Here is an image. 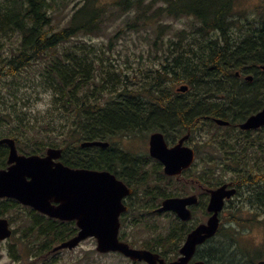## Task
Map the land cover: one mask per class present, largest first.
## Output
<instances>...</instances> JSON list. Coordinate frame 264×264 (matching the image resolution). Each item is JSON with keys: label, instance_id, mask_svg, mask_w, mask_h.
Returning <instances> with one entry per match:
<instances>
[{"label": "trees", "instance_id": "1", "mask_svg": "<svg viewBox=\"0 0 264 264\" xmlns=\"http://www.w3.org/2000/svg\"><path fill=\"white\" fill-rule=\"evenodd\" d=\"M243 1L0 0V81L16 78L50 50L64 46V52L50 57L39 70V76L34 77L38 79L36 83L54 91L53 104L61 113L58 119L63 128L61 136L49 141V133L44 132L49 123L41 122L39 126L34 123L33 127L29 122L27 128L12 134L19 149L27 154H44L49 146L61 147L62 159L69 166L107 169L122 178L140 176L146 184V173L127 175L120 169L139 170L146 167L148 158L123 150L112 139L145 137L160 130L168 140L175 141L190 131V140L201 137L194 147L198 159L206 161L205 167L197 163L190 170L195 183L210 188L230 183L241 197L228 201L238 203L231 206L238 214L230 218V228L221 226L218 231V236L224 235L229 241L214 237L198 250L197 257L208 264L246 263L245 259L237 258L239 252L232 248V242L237 246L239 227L264 216V127L242 131L238 124L264 105V0L249 12L240 6ZM72 3L66 24L54 29L55 14ZM167 17H187L190 23L166 37L167 26L163 27L159 21ZM119 19L123 22L114 29V35L110 34L109 45L123 33L135 32L151 42L148 53L154 57V66L126 72L111 58L106 59L101 48L83 41L66 46L80 34H101L109 21ZM246 74L254 75V80L246 81ZM15 84L0 85V89L7 87L6 93L12 98H7L5 110L0 107V136L11 135L5 128L11 125L12 117L17 116L19 122L25 118L24 111L18 108L19 88ZM182 84L188 86L186 92L177 90ZM214 117L231 125L220 126ZM29 126L36 134L30 132ZM53 126L57 129L55 123ZM92 140L110 144L81 145ZM155 172L164 180L163 173ZM143 194L145 197L156 194V187H147ZM146 204L142 198L135 209L144 212ZM14 207L23 206L12 199L1 201L0 215ZM28 209L26 218L31 223L24 226L22 236L34 256L45 259L46 255H53L55 245L78 232L74 221L61 222ZM258 222L264 224V220ZM170 224L168 233L163 230L152 233L142 245L173 260L178 258L181 244L194 226L177 217ZM126 225L145 226L148 231L151 227L142 219ZM263 255L260 250L248 262L257 264Z\"/></svg>", "mask_w": 264, "mask_h": 264}, {"label": "water", "instance_id": "2", "mask_svg": "<svg viewBox=\"0 0 264 264\" xmlns=\"http://www.w3.org/2000/svg\"><path fill=\"white\" fill-rule=\"evenodd\" d=\"M264 68V66H263ZM252 79V76H248ZM185 92L187 86L179 87ZM220 125H228L229 121L215 119ZM264 126V107L249 116L240 124L242 129H255ZM189 133L182 137L173 147H169L162 132H154L150 137V154L165 165L169 175L181 174L195 160V150L184 145ZM9 144L11 151L8 169L0 171V197H14L25 205L53 217L76 219L80 227L78 234L62 242L54 251L62 248H73L89 236L97 238V250L100 252L120 251L133 260L146 261L148 264H206L202 260L191 262L199 244L213 237L219 228V213L223 209L225 199L236 193L235 188L224 184L211 189L208 210L213 212L207 223L200 224L188 234L180 256L177 260L167 262L158 253L147 249L133 248L120 241L119 217L127 207L122 197L132 190L116 175L106 170L72 168L62 161V149L49 148L45 156L19 154L14 139H0ZM106 141H89L82 146H108ZM198 203L196 195L187 197H171L163 201L159 211H174L182 220L192 217L189 206ZM7 219H0V239L11 235ZM258 264H264V260Z\"/></svg>", "mask_w": 264, "mask_h": 264}, {"label": "rangeland", "instance_id": "3", "mask_svg": "<svg viewBox=\"0 0 264 264\" xmlns=\"http://www.w3.org/2000/svg\"><path fill=\"white\" fill-rule=\"evenodd\" d=\"M260 2V0H244L241 2L240 6L249 12V10H255L256 7L260 5ZM72 5L73 3L67 8L64 7L62 11L55 14L53 20L54 29H61L66 24L67 18L72 13ZM122 22V19H119L113 23H110L109 21L105 30L102 31L101 34H80L68 42L66 46H73L76 42L80 44L83 41L91 46H95L94 48H101L106 52V59L109 60L111 58V61L119 64L120 68L126 72L133 70L138 71L139 68L146 66H154V57L150 56L148 53L151 42H148L147 40L145 41L142 37H140L141 35H137L135 32L130 31L127 35H124L123 33L114 41L112 45H109L110 34L114 35L116 32L114 29L118 28ZM159 22L163 25V27L167 26L165 27V33L167 34V37L173 35L174 29L186 28V26L190 23V19L187 17H167L160 20ZM143 33L145 32L143 31ZM115 38L116 37H114L113 40ZM91 46L89 47L91 48ZM63 52V45L62 47L54 48L48 52L49 54H45L43 58L40 59V61L31 67H28L26 70H23L21 75L19 74V76L16 78H8L4 82L0 81V85H5L7 82L16 83L15 87L19 88L17 93V97L19 99L18 108L20 111H24L25 113V118L22 120V122H19L17 116L12 117L11 125L5 128L6 132L16 134L18 129L21 130L22 128H27V124L29 122L32 124V126L34 123L39 126L40 123L43 122L44 124L49 123L47 131L44 130V132H48L50 135L48 136L47 140H58V138H60V130L63 128L60 127V124L62 123L60 120H58L61 113L53 104L54 91L41 86L40 83H36L38 79H34V77L39 76V70L46 65V62L50 57L56 56V54ZM6 89L7 87L0 89V107L4 110L6 109L5 102L8 101L7 98H10V95L6 93ZM13 99L15 100L16 98ZM54 123L57 129L54 128ZM33 127L29 126V130L30 132L34 131L36 134V130ZM149 135L150 133H148V135L145 137L135 136L132 138L130 136L127 138L125 136H116L112 139V141L118 142L120 147L125 151L145 152L147 151L148 147ZM199 139H201V137L198 138V136H194V139H191V142L193 141L195 144V142H198ZM21 145L23 147L25 146L24 143H21ZM202 155L205 157V154L202 153ZM198 165L199 167H205L206 161L199 160ZM227 178L229 179L231 176L228 175ZM179 183L181 184V182ZM163 186L173 188L180 187L177 183H163ZM148 187H151L150 184H148ZM198 190V187L193 189L194 192ZM238 198H241L239 194L234 197L235 200ZM237 204V202L235 204H229V209L223 213V227H231L230 218L238 214L236 210L231 209V206ZM28 212L29 210L24 207L17 208L10 212V218H8H13V220L11 219L10 221L12 222V227L15 230V233L11 239L2 243L0 242V264H131V261L122 255L113 253H99L96 249L97 242L95 238H88L82 241L74 249H64L53 256L46 255L45 259L40 255L34 256V253L29 250L28 245L24 244L27 242V239L22 236L24 226L31 223V221L27 220L26 218ZM200 215H202V210H199L196 214L197 217ZM153 217L157 218L155 222L158 225H152L150 227V231H148V227L145 226L135 228L126 227V239H128L129 242L131 240L136 243L133 245L141 247L142 243L149 239L152 233L158 234L160 231L171 226L170 221L172 217L168 215ZM21 218H24V220L22 221ZM262 220H264V216L256 217V221L254 223H248L245 224L244 227H239L240 236L236 241L237 246L232 242V248L239 252L237 258L245 259L246 263L244 264H250L248 259L253 257L252 255L259 253L260 250L264 253V224L258 222ZM165 233H168V230H166ZM215 239H221L223 242L229 241V239H226L224 235H217ZM260 258L264 259V255ZM33 261L35 262L31 263Z\"/></svg>", "mask_w": 264, "mask_h": 264}, {"label": "flooded vegetation", "instance_id": "4", "mask_svg": "<svg viewBox=\"0 0 264 264\" xmlns=\"http://www.w3.org/2000/svg\"><path fill=\"white\" fill-rule=\"evenodd\" d=\"M4 136H6V135H2L1 137H4ZM132 137H135V136H132ZM177 139H178V137L176 138L175 141H173L171 139L168 140L166 137V140H167V143L169 146H173L174 144H176L178 142ZM190 144L192 147H194V144L192 142ZM0 147H1V149H0V152H1L0 170H2V169H5L9 166L8 158H9L10 148L6 144L0 145ZM4 150H6V151H4ZM5 152H6V154H5ZM128 152L135 153V155H142L143 158H148V163H147L146 167H143L139 170H133L130 168H125V167L120 169L121 172H124L127 175L131 174L132 172L136 173L137 171L139 174L146 173V180H147L146 184L142 181V178L140 176H133V177H128V176L125 177L124 176V178H122V177H119L117 174L114 173L118 179L123 181V183L126 185V187L128 189L132 190V192L130 194L127 193L126 195H124L122 197L123 204L127 207V209L125 211H122L121 215H120V220L122 222L121 233L124 231V233H123V236H124L123 239L124 240L127 238L126 227L132 228V226L126 225V223L135 222L139 219H142V221L147 220L150 223V226H152V225H158L155 222V220H157V218L153 217V216L168 215V216L174 217V218L177 217L181 222L190 223L194 227H196L198 224H200L202 222H206L208 220V218L210 216V212L207 209V206H208V201L210 199V187L207 185H202L200 183H195L194 176L190 172V170H192V169L194 170L196 168L195 165H192L191 167L185 169L181 176L166 174L165 170H164L163 163L150 155V153H149V140H148L147 151H145V152L128 151ZM151 168H153V169H151ZM156 170L158 172H160V174L161 173L164 174L165 177H162V178H164V180L159 179L158 174L155 172ZM179 182H181V184ZM152 183H153V185H152ZM163 183H167V184L177 183L179 186H181V190H179V187L178 188L165 187V186H163ZM148 184H150L151 187H148ZM147 187L148 188H155L156 187V194L146 195V197H145L143 193L145 192ZM196 187H198L199 190L194 192L193 189H195ZM179 193H181V194H179ZM187 195H196L198 198V203L191 206V209L193 210V218H192L191 222L181 220L178 217V215L172 211H159L158 212V210L161 208L163 201L165 199H167L169 197H175V196L184 197ZM142 198L144 200H146V202L149 205L146 204V206H148V208L145 209L144 212L142 211V209H141V212H139L135 209V206H136L137 202L142 200ZM4 200L5 199H1V201H4ZM139 206L142 207L143 204L139 205ZM15 209H17V208L14 207L12 209V211ZM199 210H202V215L197 217L196 214L198 213ZM151 218H153V219H151ZM61 222H64V221L62 220ZM166 230H168V228L163 230V231H166ZM161 232L162 231H160V233ZM209 241L210 240L208 239L206 241V243H204L203 245H201L198 248V250H200V248H202L203 246L207 245Z\"/></svg>", "mask_w": 264, "mask_h": 264}, {"label": "bare ground", "instance_id": "5", "mask_svg": "<svg viewBox=\"0 0 264 264\" xmlns=\"http://www.w3.org/2000/svg\"><path fill=\"white\" fill-rule=\"evenodd\" d=\"M197 3V2H196ZM211 15V14H210ZM239 17V16H238ZM234 21V20H233ZM264 25V24H263ZM244 26V25H243ZM247 31V30H246ZM260 33V32H259ZM253 34V33H252ZM245 43V42H244ZM263 44V43H262ZM261 47V46H260ZM212 50V49H211ZM261 51V50H260ZM264 51V50H263ZM258 53V52H257ZM263 54V53H262ZM258 55V54H257ZM263 56V55H262ZM254 57V56H253ZM211 63V62H210ZM220 64V63H219ZM225 65V64H224ZM256 70V69H255ZM217 71V70H216ZM249 72V71H248ZM252 72V71H251ZM189 73V72H188ZM187 73V74H188ZM253 74H254V72H253ZM185 75V74H184ZM247 75V74H246ZM252 76H254V75H252ZM185 77H186V75H185ZM214 77V76H213ZM217 78V77H216ZM147 79V78H146ZM179 79V78H178ZM228 79V78H227ZM158 80H160V79H158ZM216 80V79H215ZM254 80V79H253ZM247 81V80H246ZM202 82V81H201ZM220 83V82H219ZM221 84V83H220ZM204 88V87H203ZM224 88V87H223ZM259 88V87H258ZM211 90V89H210ZM258 90V89H257ZM222 91V90H221ZM253 91H256V89L255 90H253ZM206 93V92H205ZM242 93V92H241ZM261 95V94H260ZM240 97V96H239ZM247 98V97H246ZM207 100V99H206ZM263 102V101H262ZM260 103V102H259ZM59 104V103H58ZM232 105V104H231ZM259 105V104H258ZM242 108V107H241ZM144 112V111H143ZM161 113V112H160ZM187 119V118H186ZM185 120V119H184ZM145 123V122H144ZM121 125V124H120ZM143 130V129H142ZM225 252V251H224Z\"/></svg>", "mask_w": 264, "mask_h": 264}]
</instances>
